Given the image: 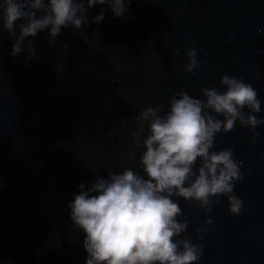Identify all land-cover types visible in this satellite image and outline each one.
Wrapping results in <instances>:
<instances>
[{"label":"clouds","instance_id":"1","mask_svg":"<svg viewBox=\"0 0 264 264\" xmlns=\"http://www.w3.org/2000/svg\"><path fill=\"white\" fill-rule=\"evenodd\" d=\"M131 2L0 0V29L14 37L11 56L27 49V64L39 58L32 46L38 33L47 30V43L52 44L62 29L87 25V11L96 5H109L107 10L121 18ZM104 11L92 18L95 23L105 18ZM68 47L63 45L66 52ZM187 55L185 70L191 73L202 62L195 49H188ZM220 84L225 91L202 89L204 99L185 91L175 94L166 112L161 105L140 111L133 140L136 148L144 149L141 171L125 168L106 177L97 175L88 187L77 185L79 192L67 207L74 229L84 234L86 264H196L202 246L183 237L188 222L178 219L184 213L177 197L196 201L210 212L212 197L225 196L231 214H240L243 202L232 193L235 181L243 179L241 162L233 158L232 148L214 150L215 137L232 131L237 121L255 129L264 120L254 115L261 111V102L251 84L229 75L222 76ZM128 158L134 159V153Z\"/></svg>","mask_w":264,"mask_h":264}]
</instances>
